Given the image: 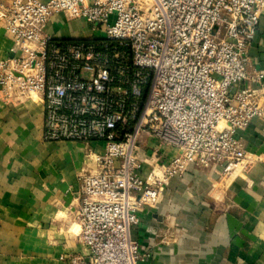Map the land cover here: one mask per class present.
Returning <instances> with one entry per match:
<instances>
[{
  "label": "built area",
  "instance_id": "obj_1",
  "mask_svg": "<svg viewBox=\"0 0 264 264\" xmlns=\"http://www.w3.org/2000/svg\"><path fill=\"white\" fill-rule=\"evenodd\" d=\"M263 11L264 0H0L5 98L40 102L43 139L83 147V250L68 264H139L132 226L165 203L167 183L195 168L226 177L247 159L239 132L264 118L249 53ZM56 16L102 36L55 37Z\"/></svg>",
  "mask_w": 264,
  "mask_h": 264
},
{
  "label": "crops",
  "instance_id": "obj_2",
  "mask_svg": "<svg viewBox=\"0 0 264 264\" xmlns=\"http://www.w3.org/2000/svg\"><path fill=\"white\" fill-rule=\"evenodd\" d=\"M73 22L56 16L45 29L71 37L62 24ZM12 45L0 20V59ZM249 53L264 72V11ZM43 115L40 102H11L0 87V264H68L83 250L75 217L83 147L45 141ZM239 136L247 159L231 175L191 169L165 185L160 208L138 212L139 264H264V118Z\"/></svg>",
  "mask_w": 264,
  "mask_h": 264
},
{
  "label": "rangeland",
  "instance_id": "obj_3",
  "mask_svg": "<svg viewBox=\"0 0 264 264\" xmlns=\"http://www.w3.org/2000/svg\"><path fill=\"white\" fill-rule=\"evenodd\" d=\"M62 29L65 31V33H70L71 38H77V30H82L84 35H90L91 33H94L96 37H101L102 32L100 29L93 30L92 25L88 22L87 19H82L81 21H78L77 23H69L66 26L62 24ZM135 226H132V231L134 230Z\"/></svg>",
  "mask_w": 264,
  "mask_h": 264
}]
</instances>
